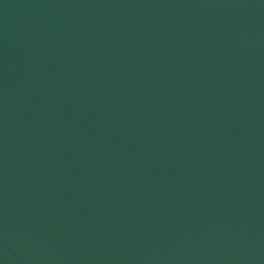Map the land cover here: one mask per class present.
Masks as SVG:
<instances>
[{"label":"water","instance_id":"obj_1","mask_svg":"<svg viewBox=\"0 0 264 264\" xmlns=\"http://www.w3.org/2000/svg\"><path fill=\"white\" fill-rule=\"evenodd\" d=\"M0 264H264V0H0Z\"/></svg>","mask_w":264,"mask_h":264}]
</instances>
